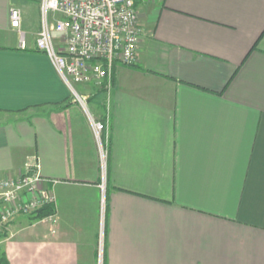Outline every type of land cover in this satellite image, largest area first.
Here are the masks:
<instances>
[{
  "label": "crops",
  "instance_id": "0c3cea01",
  "mask_svg": "<svg viewBox=\"0 0 264 264\" xmlns=\"http://www.w3.org/2000/svg\"><path fill=\"white\" fill-rule=\"evenodd\" d=\"M136 6L138 61L80 85L106 123L104 174L88 115L37 49L41 0H0V178L38 164L56 196L11 223L8 264H97L102 229L105 264H264V0Z\"/></svg>",
  "mask_w": 264,
  "mask_h": 264
},
{
  "label": "built area",
  "instance_id": "2783aa9c",
  "mask_svg": "<svg viewBox=\"0 0 264 264\" xmlns=\"http://www.w3.org/2000/svg\"><path fill=\"white\" fill-rule=\"evenodd\" d=\"M10 16L12 25L20 27V9L12 7ZM140 34L136 0H41L37 49L48 55L73 101L88 115L100 144L102 162L105 160L104 174L106 123L94 117L89 98L79 86L104 82L110 87L117 61L127 65L138 61ZM25 40L20 30L22 46ZM36 167L38 164L28 162L18 177L0 178V235L17 217L36 215L43 206L56 201L53 192L41 188L43 178ZM104 258L105 245L101 241L97 264H105Z\"/></svg>",
  "mask_w": 264,
  "mask_h": 264
},
{
  "label": "rangeland",
  "instance_id": "374dc122",
  "mask_svg": "<svg viewBox=\"0 0 264 264\" xmlns=\"http://www.w3.org/2000/svg\"><path fill=\"white\" fill-rule=\"evenodd\" d=\"M140 28H141V25H140ZM64 81V80H63ZM68 87V86H67ZM79 89H80V86H79ZM70 90V89H69ZM4 118H9V114H7V113H4V112H0V120H4ZM101 163H102V167H103V169H105V160H103V162H102V160H101ZM104 208H105V199L103 198V200H102V212H104ZM103 214V216H104V213H102ZM6 233V232H5ZM5 233L4 234H1L0 235V264H7V262H8V260L6 259V257H5V255H4V252H3V250L5 249V244H6V242L4 241V242H2V238H3V236L5 235ZM103 229H102V236H101V239L98 241V251H97V258H98V253H99V247H100V243H101V241H103V244L105 245V239H103ZM5 257V259H6V261H2V258H4ZM106 260V256H105V258H104V261ZM96 261H97V259H96ZM97 263V262H96Z\"/></svg>",
  "mask_w": 264,
  "mask_h": 264
},
{
  "label": "trees",
  "instance_id": "16d2710c",
  "mask_svg": "<svg viewBox=\"0 0 264 264\" xmlns=\"http://www.w3.org/2000/svg\"><path fill=\"white\" fill-rule=\"evenodd\" d=\"M264 35V32H263V34H262V36ZM257 43L253 46V49H256L257 48ZM252 49V50H253ZM52 213H54V205H51V204H48V205H45V206H43L38 212H37V214L36 215H34L36 218H41V217H43V216H45V215H49V214H52ZM4 261H6V259L4 258ZM7 264H8V262H7Z\"/></svg>",
  "mask_w": 264,
  "mask_h": 264
}]
</instances>
